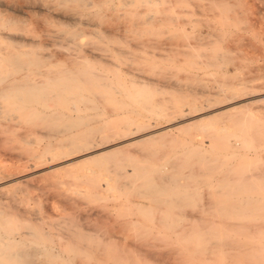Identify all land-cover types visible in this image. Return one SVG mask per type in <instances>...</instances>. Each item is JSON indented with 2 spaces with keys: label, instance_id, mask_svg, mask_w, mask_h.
<instances>
[{
  "label": "rangeland",
  "instance_id": "rangeland-1",
  "mask_svg": "<svg viewBox=\"0 0 264 264\" xmlns=\"http://www.w3.org/2000/svg\"><path fill=\"white\" fill-rule=\"evenodd\" d=\"M57 1L0 0V228L18 243L0 250L27 264H264V0ZM78 77L100 89L53 86ZM28 83L55 95L14 97ZM125 116L147 126L120 141ZM94 126L114 130L70 144ZM142 176L166 193L144 195Z\"/></svg>",
  "mask_w": 264,
  "mask_h": 264
},
{
  "label": "bare ground",
  "instance_id": "bare-ground-1",
  "mask_svg": "<svg viewBox=\"0 0 264 264\" xmlns=\"http://www.w3.org/2000/svg\"><path fill=\"white\" fill-rule=\"evenodd\" d=\"M58 1H59V2H64V3H65V2H66V3H67V2H70V3H71V2H76V3H77V2H80V3H82L81 0H58ZM58 1H57V2H58ZM86 1H87V0H86ZM84 2H85V1H84ZM80 3H79V4H80ZM87 3H88V2H87ZM82 4H83V3H82ZM85 4H86V3H85ZM86 5L89 6V4H86ZM84 6H85V5H84ZM79 9H80V8H79ZM84 9L86 10V7H85ZM72 16H73V15H72ZM72 16H71V17H72ZM73 17L75 18V16H73ZM58 18H59V17H58ZM73 20H74V19H73ZM84 23H85V22H84ZM13 60H14V59H13ZM49 73H50V72H49ZM60 73H61V72H60ZM90 74H91V73H90ZM87 75H88V74H87ZM78 76H79V75H78ZM94 78H95L96 80L98 79V78L95 77V76H94ZM64 79H65V78H64ZM72 79H73V78H72ZM72 79H70V80H72ZM95 79H94V81H96ZM61 80H62V79H61ZM65 80H66V79H65ZM30 81H31V80H30ZM34 81H35V80H34ZM94 81H93V82H94ZM98 81H99L100 83H102V82H101V79H98ZM102 81H104V80H102ZM39 82H40V81H39ZM64 82H65V81H64ZM90 82H91V80H90ZM93 82H92V83H89V81L87 82L84 78H82V77H78L77 80L74 79V80H72L71 82L69 81V83H67V84H64V85H63V83H62V84H60V86H59V85L56 86V85L53 84V86H55V89H56V90H60V88H62V91H63V90H65V89L72 88V87L75 86V84L77 83V85L75 86V89H76V90L81 91V90H83V89L85 88V89L88 90V92H89L90 90H95V91H96V89H97L96 83L94 84ZM30 83H31V82H30ZM30 83H28V85H27V86H29V88L24 87V88L27 89V91H26V89H25V91H24V88H23V90H20V91H19V89H18L19 92L17 91L18 93H16V91H15L16 89H15V90H14V91H15L14 97H17V98L22 99V100H24V99H26V100L29 99L30 102H33V101H34L33 103H36L35 100H37V99H38V101H39V98H41V97H43L42 100H44V96L47 95V93H45V92H48V91L50 90V88L45 87V86L43 85V86L45 87V88H44V87L42 86V84H41V86H39V85H37V84H33V85H31ZM35 83H38V82L36 81ZM87 83H88V84H87ZM29 84H30V85H29ZM38 84H39V83H38ZM56 84H57V83H56ZM84 84H85L86 86H84ZM102 84H103V83H102ZM102 84H101V85H102ZM105 84H106V83H105ZM46 85H47V84H46ZM97 85H98V84H97ZM47 86H48V85H47ZM50 86H52V85L50 84ZM50 86H49V87H50ZM16 87H17V86H16ZM9 88H10V87H9ZM13 88H14V87H13ZM18 88L22 89L21 87H18ZM53 88H54V87H53ZM106 88H107V87H106ZM51 89H52V88H51ZM99 89H100V88L98 87L97 91H98ZM4 90H6V89L4 88V89L2 90V92H4ZM8 90H9V89H8ZM6 91H7V90H6ZM21 91H22V92H21ZM23 91H24V92H23ZM44 91H45V92H44ZM65 91H66V90H65ZM2 92H1V93H2ZM9 92H12V91H9ZM56 92H57V91H56ZM91 92H92V91H90V93H91ZM1 93H0V95H1ZM13 93H14V92H13ZM50 93H51L52 95L54 94V93H52L51 91H49V94H50ZM97 93H98V92H97ZM97 93H96V94H97ZM6 94H7V93H5V95H6ZM49 94H48L46 97H48V96L51 95V94H50V95H49ZM96 94H93V97H94V98H99V97L101 98V97L104 96V95L100 94V92H99L98 95H96ZM9 95H10V93H9ZM54 95H55V94H54ZM54 95H53V96H54ZM100 95H101V96H100ZM53 96H50V97L52 98ZM59 96H60V95H59ZM59 96L57 95V96H55V97L57 98V97H59ZM11 97H13V94H11ZM48 98H49V97H48ZM72 98H73V97H72ZM111 98H112V97H111ZM57 99H58V98H57ZM83 99H84V96H83V95H80V96H79V100H83ZM87 99L89 100L90 98L88 97V98H86V100H87ZM113 99H114V98H113ZM29 100H28V101H29ZM32 100H33V101H32ZM46 100H47V98H46ZM212 100H213V99H212ZM44 101H45V100H44ZM90 101H92V100L90 99ZM99 101H100V100H99ZM112 101H113V100H112ZM92 103H93V101H92ZM110 103H111V102H110ZM110 103H109V104H110ZM113 103H114V102H113ZM113 103H111V108H112V106H113V105H112ZM234 103H235V102H234ZM93 104H94V103H93ZM114 104H115V103H114ZM121 104L123 105V104H125V103H121ZM228 104H229V103H228ZM127 105H129V104H127ZM127 105H126V106H127ZM145 105H147V104H145ZM114 106H115V105H114ZM129 106H131V105H129ZM147 106H148V105H147ZM148 107H149V106H148ZM75 108H76V110L78 109L77 106H75ZM114 108H115V107H114ZM114 108H113V109H114ZM124 108H125V107H124ZM215 108H217V107H215ZM202 109H203V108H202ZM202 109H200V110H202ZM200 110H199V111H200ZM134 111H135V110H134ZM154 111H155V110H154ZM163 111H164V110H163ZM218 111H219V110H218ZM112 112H115V111H112ZM137 112H138V111H137ZM105 113H106V112H105ZM118 113H119V112H118ZM201 113H202V112H201ZM101 114H102V113H101ZM116 114H117V113H115V115H116ZM136 114H137V113H136ZM138 114H140V113H138ZM112 115H113V114H112ZM112 115H111V116H112ZM117 115H119V114H117ZM126 115H127V114H126ZM196 115H197V114H196ZM202 115H203V114H202ZM204 115H205V114H204ZM138 116H139V115H138ZM192 116H193V115H192ZM100 117H101V115H100ZM117 117H119V116H117ZM199 117H201V115H200ZM202 117H203V116H202ZM205 117H206V116H205ZM52 118H53V117H52ZM119 118H120V117H119ZM119 118H118V121L120 122ZM145 118H146V117H145ZM54 119H55V118H54ZM82 119H84V118H82V116H81V117L78 118V121H79L80 123L82 122V124H83V123H84V120H86V119H84V120H82ZM105 119H106V118H105ZM41 120H42V119H41ZM51 120H52V119H51ZM55 120H56V119H55ZM57 120H58V119H57ZM122 120H123V121H121V122H122V123H121L122 125H121L120 127H118V128H117V126H116V128H115L116 131H119V133H117V134H120V135H121V133H120L121 131L123 132V131H129V130H131V129H132L131 126H133V125H134L133 127H135L136 129L138 128L137 131H139V128L142 126L141 128L143 129V127H144V126L146 125V123H147V122H146L147 120L143 121L142 119H141V120H138L137 118H136V119H130V117H129V118H128V117L126 118V116H125ZM71 121H72V120H71ZM78 121H77V122H78ZM87 121H88V120H87ZM106 121H108V120H106ZM106 121H105V122H106ZM72 122H73V121H72ZM72 122H69V125H70V123H71L70 127H71L72 124H73ZM85 122H86V121H85ZM108 122H109V121H108ZM108 122H107V123H108ZM177 122H178V121H177ZM80 123H79V124H80ZM82 124H81V125H82ZM109 124H110V123H109ZM118 124H119V123H118ZM148 124H149V123H148ZM152 124H153V123H152ZM170 124H171V123H170ZM52 125H54V126H51V129H53V131H58V130H57L58 128H56L55 124H53V120H52ZM69 125L65 124V126L62 127V129H63V128L66 129V130H67V129H71V128H69ZM76 125H77V124H76ZM106 125H108V124H106ZM110 125H111V124H110ZM178 125H180V124H178ZM62 126H63V125H62ZM73 126H74V125H73ZM83 126H84V125H83ZM86 126H87V125H86ZM118 126H119V125H118ZM146 126H147V125H146ZM149 126H150V124H149ZM94 127H95V126H94ZM94 127H92V128L86 127L87 129H86V128H84V130L82 129L83 131H80L78 134L74 133V136H73V134H72L73 137L70 135V136H71V137H70V138H71V139H70V144H71V145H73V144H75V145H76V144H80V146H81V143H85V142H89V143H90V141H91L90 139H91V136H92V135H93V136H94V135H97V134H96L97 132H99V134H101V133H100L101 131L104 133L105 129H107V128L104 129V128H103L104 126H103V127H102V126H101V127H95V128H94ZM107 127H108V126H107ZM112 127H113V126H112ZM114 127H115V126H114ZM151 127H152V126H151ZM164 127L166 128V126H164ZM55 128H56V129H55ZM110 128H111V127L109 126L108 129L106 130V132H107L108 130H110ZM144 128L146 129V127H144ZM148 128H150V127H147V131H148ZM157 128H158V127H157ZM157 128H156V129H157ZM160 128H161V127H160ZM133 129H134V128H133ZM103 130H104V131H103ZM111 130H112V129H111ZM111 130H110V131H111ZM113 130H114V129H113ZM113 130H112V131H113ZM151 130H152V129H151ZM165 130H166V129H165ZM49 131H50V130H49ZM59 131H60V130H59ZM68 131H69V130H68ZM112 131H111V132H112ZM131 131H133V130H131ZM141 131H142V130H141ZM147 131H146V132H147ZM152 131H153V130H152ZM152 131H150V132H152ZM158 131H159V130H158ZM106 132H105V133H106ZM133 132H134V131H133ZM161 132H162V129H161ZM55 133H56V132H55ZM114 133H115V132H114ZM123 133H126V132H123ZM129 133H130V132H129ZM148 133H149V132H148ZM148 133H147V134H148ZM152 133H153V132H152ZM152 133H151V134H152ZM157 133H158V132H157ZM159 133H160V131H159ZM69 134H70V133H69ZM127 134H128V132H127ZM130 134H132V132H131ZM130 134H128V135H130ZM137 134H139V133H136V135H137ZM143 134L145 135V133H143ZM153 134H154V133H153ZM108 135H109V134H108ZM111 135H112V134L109 135L110 138L113 137V136H111ZM133 135H135V134L133 133ZM140 135H141V134H140ZM93 136H92V137H93ZM122 136H123V134L121 135V137H122ZM150 136H151V135H150ZM103 137L105 138V135H104ZM114 137H115V136H114ZM121 137H120V138H121ZM133 137H134V136H133ZM136 137H137V136H136ZM144 137H146V136H144ZM68 138H69V136H68ZM68 138H67V139H68ZM101 138H102V136H101ZM101 138H100V139H101ZM104 138H103V139H104ZM117 138H119V136H117ZM117 138H114V140H116ZM122 138H123V137H122ZM126 138H128V137H126ZM130 138H132V136H130ZM96 139H97V138H96ZM96 139H95V140H96ZM68 140H69V139H68ZM68 140H66V143H68V142H67ZM89 140H90V141H89ZM97 140H98V139H97ZM123 140H126V139L123 138V139L120 140V141H123ZM131 140H132V139H131ZM99 141H100V140H99ZM99 141L94 142V143H97V144H98ZM107 141H108V138H107ZM117 141H119V140L117 139ZM127 141H128V140H127ZM132 141H134V140H132ZM103 142H104V141H103ZM105 142H106V141H105ZM109 142H110V139H109ZM112 142H113V141H112ZM125 142H126V141H125ZM129 142H131V141H128V144H129ZM144 142H145V141H144ZM92 143H93V142H92ZM94 143H93L92 145H96V144H94ZM101 143H102V141L100 142L99 146H102V145H103V143H102V145H101ZM106 143H107V142H106ZM141 143H142V142H141ZM86 144H88V143H86ZM86 144H85V145H86ZM109 144H110V143H109ZM114 144H115V143H114ZM121 144H122V143H121ZM123 144H125V143H123ZM123 144H122V145H123ZM62 145H63V144H62ZM66 145H67V144L64 143V146H62V147L60 146V147L63 148V147H65ZM85 145H84V147H85ZM106 145H107V144H106ZM68 146H69V145H68ZM86 146H87V145H86ZM88 146H90V144H89ZM103 146L106 147V146H105V143H104ZM103 146H102V147H103ZM116 146H117V145H116ZM120 146H121V145H120ZM57 147H59V146H57ZM66 147H67V146H66ZM66 147H65V148H66ZM75 147H77V148L79 149L78 146H75ZM84 147H83V148H84ZM91 147H92V146H91ZM109 147H110V146H109ZM113 147H115V146H113ZM81 148H82V147H81ZM85 148H86V147H85ZM85 148H84V149H85ZM95 148H96V147H95ZM95 148H94V149H95ZM97 148H98V147H97ZM89 149H91V148H89ZM89 149H86V150H87L86 152H88ZM105 149H106V148H105ZM68 150H69V149H67V151H68ZM101 151H102V150H101ZM105 151H106V150H105ZM105 151H102V152L100 153L101 156H102L103 152H105ZM86 152H85V153H86ZM85 153H84V154H85ZM43 154H44V152H43ZM88 154H89V153H88ZM91 154H92V153H91ZM96 154H97V153H96ZM100 154H99V155H100ZM151 154H152V153H151ZM151 154H150V155H151ZM94 155H95V153H94ZM97 155H98V154H97ZM104 155H105V154H104ZM85 156H86V155H85ZM91 156H93V155H90V157H91ZM107 156H109V155H107ZM86 157L89 158L88 155H87ZM128 157H129V156H128ZM153 157H154V155H153ZM84 158H85V157H84ZM84 158H83V159H84ZM107 158H108V157H107ZM129 158H130V157H129ZM150 158H152V156H151ZM97 159H99V158H97ZM97 159L94 160V161H97ZM122 159H123V158H122ZM122 159H120V160H122ZM38 160H39V159H38ZM110 160H111V159H110ZM103 161H104V160H103ZM126 162H128V161H126ZM200 162H201V161H199L198 164H200ZM95 163H96V162H95ZM101 163H102V162H101ZM130 163H131V160H130ZM33 164H34V163H33ZM35 164H36V159H35ZM37 164H38V163H37ZM37 164H36V165H37ZM106 164H107V163H105V166H106ZM103 165H104V164H103ZM107 165H108V164H107ZM127 165H128V164H127ZM181 165H182V164H181ZM204 165H205V164H204ZM33 166H34V165H33ZM98 166H100V165H98ZM101 166H102V165H101ZM123 166H124V165H123ZM123 166H122V167H123ZM174 166H175V165H174ZM103 167H104V166H103ZM122 167L117 168V169H116V172L118 173V171H120V170L122 169ZM200 167L202 168V165H200ZM204 167H205V166H204ZM107 168H108V167H107ZM107 168L105 167V171H106ZM114 168H115V167H114ZM142 168H143V167H142ZM206 168L208 169V167H206ZM108 169H109V168H108ZM108 169H107V170H108ZM136 169H137V168H136ZM172 169H173V168H172ZM132 170H135V169L133 168ZM139 170H140V169H139ZM141 170H142V169H141ZM126 171L128 172V170H126ZM158 171H159V170H158ZM158 171H157V172H158ZM106 172H107V171H106ZM110 172H111V171H110ZM113 172H114V170H113ZM136 172H138V171H136ZM177 172H178V171H177ZM177 172H176V173H177ZM125 173H126V172H125ZM125 173H124V175H125ZM193 173H194V172H193ZM115 174H116V173H115ZM122 174H123V173H122ZM126 174H129V173H126ZM147 174H148V173H147ZM117 175L120 176L119 173H118ZM191 175H192V174H191ZM147 176H148V175H147ZM192 176L194 177L195 175H192ZM192 176H190V179L193 178ZM21 177H22V176H21ZM121 177H122V175H121ZM142 177H144V176H142ZM150 177H151V176H150ZM150 177H149V178H150ZM166 177H167V176H166ZM166 177H165V178H166ZM181 177H182V176H181ZM181 177H180V178H181ZM188 177H189V176H188ZM188 177H187V178H188ZM1 178H2V177H1ZM147 178H148V177H147ZM168 178H169V176H168ZM183 178H184V177H183ZM185 178H186V177H185ZM3 179L5 180L4 177H3ZM7 179H8V178H7ZM10 179H12V178H10ZM141 179H143V178H141ZM150 179H152V178H150ZM162 179H164V178H162ZM177 179H178V178H177ZM188 179H189V178H188ZM223 179H226V178H223ZM13 180H14V179H13ZM136 180H138V179L136 178ZM144 180L146 181V180H148V179H146V177H144ZM173 180H174V179H173ZM5 181H6V180H5ZM133 181H134V180H133ZM3 182H4V181H3ZM130 182H131V181H130ZM148 182H149V180H148ZM163 182H164V184H166L165 181H163ZM169 182H170V181H169ZM169 182H168V183H169ZM127 183H128V182H127ZM131 183H132V182H131ZM171 183H172V182H171ZM174 183H175V182H174ZM136 184H138V183H136ZM146 184H148L147 181H146ZM146 184H145V185H146ZM149 184H150V182H149ZM149 184L147 185V188H146L145 191L143 192L144 195L146 194V195H150V197H151V195H152V196H157V197H158L159 194H163V193L165 194V193H166V190H167V189L165 190L166 187H165L164 189H161L162 187H161L160 189H157V186H156V189H155V188H153L154 185H153V186H150ZM121 185H123V184H121ZM151 185H152V184H151ZM158 185H159V184H158ZM142 186H143V185H142ZM160 186H161V185H160ZM160 186H158V188H159ZM121 187H122V186H121ZM238 190H239V189H238ZM136 191H137V190H136ZM236 191H237V189H236ZM239 191H240V190H239ZM239 191H237V193H239ZM141 192H142V191H141ZM141 192H140V194H141ZM137 193H138V192H137ZM156 193H159V194L155 195ZM237 193H236V194H237ZM153 194H154V195H153ZM233 194H234V193H233ZM162 197H163V196H162ZM153 198H155V197H153ZM174 198H175V197H174ZM4 199H5V198H4ZM4 199H3V200H4ZM9 199H10V198H9ZM6 200H8V199H6ZM156 200H157V199H156ZM159 200H160V199H159ZM171 200H172V199H171ZM174 200H175V199H174ZM8 201H9V200H8ZM8 201H7V202H8ZM153 201H154V200H153ZM163 201L165 202L166 200H163ZM167 201H169V200H167ZM172 201H173V200H172ZM7 202H6V203H7ZM155 202H156V201H155ZM155 202H154V203H155ZM160 202H161V201H160ZM6 203L3 202V203L0 204V221L3 219V218H1V217H3V215H4V214H3L4 211L7 213V214H5V215H8V212H9V211H7V210L11 209V208L9 207V206L11 205L10 202H9V206H8L9 208H7V206H6V207H3V206H4L3 204L6 205ZM168 203H169V202H168ZM178 203H179V202H178ZM185 203H186V202H185ZM156 204H158V202H157ZM163 204H164V203H163ZM166 204H167V203H166ZM174 204H175V203H173V205H174ZM158 205H159V204H158ZM181 205H182V204H181ZM254 205L256 206V204H254ZM175 206H176V205H175ZM175 206H174V207H175ZM179 206H180V205H179ZM248 206H249V205H248ZM172 207H173V206H172ZM4 208H6V209L4 210ZM253 208H255V207H253ZM171 209H172V208H171ZM242 209H245V208L242 207ZM242 209H240V210H242ZM226 213H227V212H226ZM226 213H225V214H226ZM229 214H230V213H229ZM226 215L229 216L228 214H226ZM230 215H231V214H230ZM2 222H5V221H2ZM5 224H6V222H5ZM0 226H1V228H2V224H1V223H0ZM5 226H7V225H5ZM1 228H0V246H3V245L6 246L7 244H13V245H15V244H16V240H15L16 238L14 237L15 239H13V238L10 239L11 237H10V238H4V237H2V236H4V235L2 234V236H1ZM3 228H4V227H3ZM4 229H5V228H4ZM2 231H3V229H2ZM13 233H14V232H13ZM15 233H16V232H15ZM15 233H14V234H15ZM11 234H12V233H11ZM14 234H13V235H14ZM17 234H18V233H17ZM73 234H74V233H73ZM70 235H71V233H70ZM74 236H76V234H75ZM81 238H82V237H81ZM81 238H80V239H81ZM18 239H19V238H18ZM17 242H18V241H17ZM14 243H15V244H14ZM17 244H18V243H17ZM17 244H16V245H17ZM19 244H20V243H19ZM10 248H12V247H10ZM37 250H38V249H37ZM37 250H36V252H40V251H37ZM34 253H35V252H34ZM34 253H33V256H32V257L35 256ZM28 254H31V253H28ZM36 254H37V253H36ZM39 255H40V253H39ZM37 256H38V255H37ZM28 257H29V256H28ZM26 258H27V255L22 254V251L20 252L19 250H18V251H16V250H11V249H10V250H4V248H3L2 250H0V260H1V261H0L1 263H0V264H2L3 261H4V262L7 261V263H5V264H27L28 260H26ZM2 260H3V261H2ZM26 261H27V262H26ZM4 262H3V264H4ZM31 263H32V262H31Z\"/></svg>",
  "mask_w": 264,
  "mask_h": 264
}]
</instances>
